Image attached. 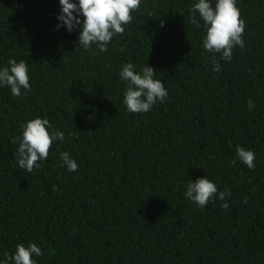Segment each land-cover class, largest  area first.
Returning <instances> with one entry per match:
<instances>
[{"label":"trees","instance_id":"trees-1","mask_svg":"<svg viewBox=\"0 0 264 264\" xmlns=\"http://www.w3.org/2000/svg\"><path fill=\"white\" fill-rule=\"evenodd\" d=\"M194 2L143 0L100 52L57 28L59 0H0V66L25 60L31 83L19 97L0 87V254L35 242L38 264H264V0H238L245 47L228 62L203 49ZM127 62L168 90L147 113L122 103ZM37 116L65 140L29 173L13 140ZM205 175L231 195L197 208L184 192Z\"/></svg>","mask_w":264,"mask_h":264},{"label":"clouds","instance_id":"clouds-1","mask_svg":"<svg viewBox=\"0 0 264 264\" xmlns=\"http://www.w3.org/2000/svg\"><path fill=\"white\" fill-rule=\"evenodd\" d=\"M143 0H59L61 6L57 16L59 27L68 32L78 30V42L85 49L95 45L100 52L108 50L109 44L117 35H123L125 27L132 19V13L139 9ZM192 22L196 28L201 27L203 21L204 35L202 46L206 52L220 53L224 61H231L235 47L243 49L245 41V21L241 18L238 0H196L191 8ZM199 14L200 20L195 18ZM213 71L221 70L215 55L212 59ZM157 71L148 64L137 70L132 62L122 65L119 72L120 80L125 82L122 103L130 113H147L168 96L164 82L156 78ZM7 86L12 96L19 97L31 90L30 67L25 60L9 57L4 66H0V87ZM255 106L253 100L248 101V109ZM65 133L53 128L47 117H35L26 121L22 126L19 137L13 143H18L16 151L20 168L27 172L41 167L42 161L49 156L53 142H64ZM236 155L249 169H254L256 153L251 149L237 146ZM62 165L69 171L78 169L77 161L68 151L59 154ZM218 194V196H217ZM231 192L227 188L219 190L216 183L206 175L187 184L184 196L197 208H204L210 201L217 198L225 201ZM227 208L228 204L223 203ZM43 250L35 242L27 245H16L11 255L5 251L0 254V264H38L33 257L43 256Z\"/></svg>","mask_w":264,"mask_h":264}]
</instances>
